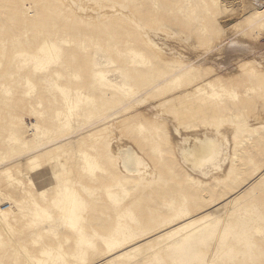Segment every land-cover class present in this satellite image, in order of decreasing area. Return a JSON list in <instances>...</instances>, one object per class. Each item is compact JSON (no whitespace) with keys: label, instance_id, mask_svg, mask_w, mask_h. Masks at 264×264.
Instances as JSON below:
<instances>
[{"label":"rangeland","instance_id":"374dc122","mask_svg":"<svg viewBox=\"0 0 264 264\" xmlns=\"http://www.w3.org/2000/svg\"><path fill=\"white\" fill-rule=\"evenodd\" d=\"M0 219V264H264V0H0Z\"/></svg>","mask_w":264,"mask_h":264},{"label":"bare ground","instance_id":"6f19581e","mask_svg":"<svg viewBox=\"0 0 264 264\" xmlns=\"http://www.w3.org/2000/svg\"><path fill=\"white\" fill-rule=\"evenodd\" d=\"M212 129H214V128H212ZM219 129H220V128H219V125L216 126L215 133H213L212 137H214V136L216 137V136H217V133H218V136H222V133H221V131H220ZM192 132H193V131H192ZM206 132L209 133V131H206ZM210 132H211V131H210ZM208 133H207V134H208ZM207 134H206V135H207ZM211 134H212V133H211ZM207 136H208V135H207ZM208 137L211 138L210 135H209ZM213 149H214V151H216L215 149H217V147H213ZM214 151H213V152H214ZM127 167H128V171H129L130 166H129V165H126V168H127ZM0 223H1V219H0ZM182 227L185 228V227H187V226H186V225H183V226H181V228H182ZM122 246H123V245H119V246L117 247V249L121 248ZM129 247H130V246H129ZM124 248H125V247H124ZM110 257H111V256H110ZM28 262L31 263V262H32L31 259H29Z\"/></svg>","mask_w":264,"mask_h":264}]
</instances>
